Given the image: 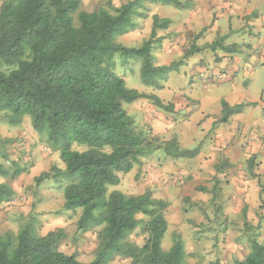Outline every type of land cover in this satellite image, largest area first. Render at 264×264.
Returning <instances> with one entry per match:
<instances>
[{"label": "trees", "instance_id": "16d2710c", "mask_svg": "<svg viewBox=\"0 0 264 264\" xmlns=\"http://www.w3.org/2000/svg\"><path fill=\"white\" fill-rule=\"evenodd\" d=\"M0 2V113L14 126L30 116L40 139L60 149L64 168L53 165L36 182L65 184L64 208L72 213L81 210L77 232L101 227L95 257L85 263L59 249L67 237L64 228L40 235L31 218L17 233L0 236V264H108L116 255L130 258L129 264H187L181 233H173L167 250L162 246L169 226L166 198H155L150 189L141 194L109 192V186L121 184L123 174L157 150L175 158H192L198 152L180 148L176 138L162 140L140 128L125 104L148 98L164 111L172 106L156 95L129 88L115 71L118 61L133 60L140 64L145 85L163 87L171 66L157 65L152 49L162 39L158 31L167 29L171 20L154 14L150 36L140 46H127L118 38L139 27L138 19L148 16L147 4L181 6L182 2L127 0L116 5L109 0L93 11L82 8L83 0ZM194 49L195 44L172 65L178 67ZM222 106V120L243 109V104L230 106L226 101ZM11 141L0 131L1 178L15 179L27 172L4 164ZM74 144L87 149L76 150ZM15 194L9 183L0 181V205ZM142 225L148 235L144 245L128 241ZM244 226L251 250L236 264H264V243L254 232L259 227L247 221Z\"/></svg>", "mask_w": 264, "mask_h": 264}, {"label": "crops", "instance_id": "0c3cea01", "mask_svg": "<svg viewBox=\"0 0 264 264\" xmlns=\"http://www.w3.org/2000/svg\"><path fill=\"white\" fill-rule=\"evenodd\" d=\"M180 1L181 6L147 4L150 32L154 14L171 20L167 29L158 31L162 39L153 46V58L157 65H169L182 59L195 44L183 66L191 74L209 76L205 84L193 80L187 89L169 84L168 80L160 89L146 86L140 90L171 104V111L156 107L148 98L130 103L128 111L140 128L162 140L176 138L180 148H197L198 152L192 158H175L163 150L153 152L155 160L143 173L146 190L153 193L154 188L165 186L171 173L176 179L187 177L194 188L205 191L206 201L216 198L213 203L218 206L217 216L240 223V228L245 221L258 226L257 240L264 243V100L251 94L249 83L243 90L235 82L236 75L251 76L255 73L253 68H264V0ZM140 28L139 24L134 31ZM197 35L200 36L196 39ZM216 73L222 76L213 85L219 91L215 95L213 91H203ZM225 76L234 79L230 86L223 87ZM223 101L230 106L243 104V109L222 120ZM16 127V132L21 133L23 122ZM26 128L36 132L30 126ZM36 135L39 136L37 132ZM142 164L143 159L128 173L129 178L140 172ZM153 196L165 198L154 193Z\"/></svg>", "mask_w": 264, "mask_h": 264}, {"label": "rangeland", "instance_id": "374dc122", "mask_svg": "<svg viewBox=\"0 0 264 264\" xmlns=\"http://www.w3.org/2000/svg\"><path fill=\"white\" fill-rule=\"evenodd\" d=\"M108 1L83 0L82 8L93 11L99 6H106ZM112 1L119 5L127 0ZM138 20L141 25L140 30L119 36L118 40L121 43H127V46H140L144 39L149 38L150 31L146 23L147 19ZM183 64L178 67H174L172 63L169 64L168 66H171V69L166 79L162 80V83L169 80V84L173 83L177 87H184V89H187L194 81L205 84V78L209 75L203 78V76H199V73L191 74ZM253 70L255 73L251 76L240 75L237 77L236 75L238 79L235 82L237 85L240 83L241 86L238 85V87L243 90L249 83L251 94L259 98L262 96L264 100V68L259 66L253 68ZM115 71L124 77L129 88H135L139 91L146 88L147 85L142 82L140 76L139 63L133 60L129 62L118 61ZM220 78H222L220 73H216L214 79L209 81V86L207 85L202 90L213 91V94L215 91H219V88L215 89L216 87H213V85ZM225 78L226 82L223 87L225 85L230 86V80L234 79L228 76H225ZM131 106L125 104L128 110ZM26 126L33 128L30 116L24 118L23 131L20 133L16 132L18 128L9 124L3 114L0 113V131L4 137H9L12 140L8 146V158L3 162L8 167L13 164V168L23 167L27 169V172L15 179L0 177V181L9 183L16 193L12 201L0 205V236L5 235L7 232L17 233L22 225L27 223L29 219L34 218L37 233L40 235H44L51 230L64 228L67 237L60 243L59 249L67 254H76L79 260L89 263L95 257L94 249L98 243L97 233L101 227H94L86 233L79 234L77 232V221L81 215V210L72 213L64 208L65 184L54 180H44L41 184L36 182V177L42 172L51 170L53 165H61L60 167L64 168V164L60 158V149L56 148L54 150L50 144L48 145L47 142L41 140L36 132L28 131ZM261 128H264V124L261 125ZM23 133H25L24 136H22ZM147 134L154 136L151 131ZM73 148L84 151L87 146L74 144ZM151 155L152 153L142 158L143 164L136 176L129 178L130 174H123L121 184L109 186V192L118 189L124 190L126 194L143 193L147 188L143 173L150 166L149 163L155 160V157ZM148 173L149 171L146 172V174ZM171 175L170 182H166L165 186L160 189L154 188L153 192L157 196H164L169 202V208L166 212L169 226L162 240L163 249L167 250L171 247L173 233L179 232L185 242L187 264H217L218 262L220 264H236V260L243 259L248 250H251L245 226L240 228V223L228 222V220L217 216L215 211L218 206L213 203L216 198L211 202L210 200L206 201L205 191L194 188L190 179L187 177L176 179L173 177V173ZM199 196L201 198L196 199ZM139 217L145 221L148 219L145 215ZM254 232L257 233V229ZM147 236L142 225L131 232L127 240L142 246L146 242ZM130 262V258L116 255L108 264H129Z\"/></svg>", "mask_w": 264, "mask_h": 264}]
</instances>
